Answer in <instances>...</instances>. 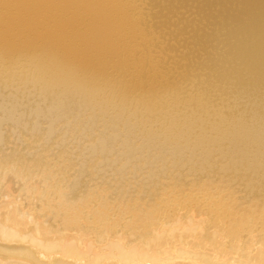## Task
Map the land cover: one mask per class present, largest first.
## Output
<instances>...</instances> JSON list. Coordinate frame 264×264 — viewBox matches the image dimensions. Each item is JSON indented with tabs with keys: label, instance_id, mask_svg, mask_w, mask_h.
I'll use <instances>...</instances> for the list:
<instances>
[{
	"label": "bare ground",
	"instance_id": "1",
	"mask_svg": "<svg viewBox=\"0 0 264 264\" xmlns=\"http://www.w3.org/2000/svg\"><path fill=\"white\" fill-rule=\"evenodd\" d=\"M0 264H264V0H0Z\"/></svg>",
	"mask_w": 264,
	"mask_h": 264
}]
</instances>
